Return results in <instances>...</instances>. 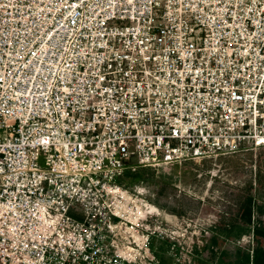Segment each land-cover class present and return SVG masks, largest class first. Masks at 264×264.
I'll return each instance as SVG.
<instances>
[{"label":"built area","instance_id":"2783aa9c","mask_svg":"<svg viewBox=\"0 0 264 264\" xmlns=\"http://www.w3.org/2000/svg\"><path fill=\"white\" fill-rule=\"evenodd\" d=\"M260 149L264 0H0V264H199L123 174Z\"/></svg>","mask_w":264,"mask_h":264},{"label":"rangeland","instance_id":"374dc122","mask_svg":"<svg viewBox=\"0 0 264 264\" xmlns=\"http://www.w3.org/2000/svg\"><path fill=\"white\" fill-rule=\"evenodd\" d=\"M123 182L145 187L153 203L167 213L198 218L216 238L214 245L226 261L246 251L245 237L253 233L252 225L246 223L249 199L251 223L264 221V149L126 171Z\"/></svg>","mask_w":264,"mask_h":264},{"label":"trees","instance_id":"16d2710c","mask_svg":"<svg viewBox=\"0 0 264 264\" xmlns=\"http://www.w3.org/2000/svg\"><path fill=\"white\" fill-rule=\"evenodd\" d=\"M130 178L131 180H133L132 176H130ZM251 209H252V200L249 199L246 206V215H247L246 223L248 224V226L252 225V229H253L254 246H253L252 264H264V221H256V223L253 222L252 224L250 217ZM213 236H211L209 244L203 249L202 252L203 258L199 260V264H210L213 261H215L217 257L219 258V264L220 262H223L224 264L250 263L249 253L246 251H240L236 253L235 255L236 257H234V261H226L225 257H221V253L218 255L217 253L210 251V246L214 245V242L216 241V238Z\"/></svg>","mask_w":264,"mask_h":264}]
</instances>
